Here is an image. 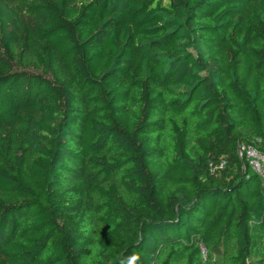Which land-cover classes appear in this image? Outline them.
Segmentation results:
<instances>
[{
    "label": "trees",
    "instance_id": "16d2710c",
    "mask_svg": "<svg viewBox=\"0 0 264 264\" xmlns=\"http://www.w3.org/2000/svg\"><path fill=\"white\" fill-rule=\"evenodd\" d=\"M255 138L264 0H0V264H264Z\"/></svg>",
    "mask_w": 264,
    "mask_h": 264
},
{
    "label": "built area",
    "instance_id": "2783aa9c",
    "mask_svg": "<svg viewBox=\"0 0 264 264\" xmlns=\"http://www.w3.org/2000/svg\"><path fill=\"white\" fill-rule=\"evenodd\" d=\"M238 153L247 157L251 168L261 176L264 182V141L261 138H255L253 142L241 143Z\"/></svg>",
    "mask_w": 264,
    "mask_h": 264
}]
</instances>
